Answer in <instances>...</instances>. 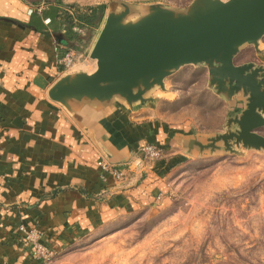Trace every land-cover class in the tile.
<instances>
[{"label": "rangeland", "instance_id": "1", "mask_svg": "<svg viewBox=\"0 0 264 264\" xmlns=\"http://www.w3.org/2000/svg\"><path fill=\"white\" fill-rule=\"evenodd\" d=\"M21 1L27 10L34 9L33 18L30 15L26 22L33 20L37 25L42 22L44 29L40 32L54 38L50 63L42 68L47 76L42 103L54 110L58 108L73 121L61 104L50 99L48 90L65 74L95 69L90 52L104 24L109 4H116L117 10L121 9L120 3L127 4L132 9L127 19L135 20L152 4L183 11L193 2ZM98 5L105 6L101 20L86 25L80 14ZM64 12L68 16L58 17ZM51 14L57 17L46 22ZM4 21L21 26L25 23ZM69 27L74 32L69 45L59 44L58 35L66 34ZM259 48L261 52L257 53L253 45H245L235 56L234 63L253 61L264 66V36ZM66 50L74 53V63L67 68L59 64V58ZM146 97L150 99L132 105L116 98L112 104L116 113L125 114L124 123L136 129L137 134H122L120 123H116L120 130L116 129L115 135H107L104 128L101 135L105 146L104 141L109 136H116L118 140L113 138L124 146L117 152L106 146L113 156L118 157L115 162H109L124 170V177L130 175L134 178L139 174L138 185L145 178L147 168L158 176L149 181L145 198L131 196V204L118 215L86 230L60 249L50 248L52 255L48 260L33 258L40 264H264V149L234 144L236 151H230L219 143V149L189 154L173 135L181 132L185 136H178L180 138L197 137L208 142V137L227 130L229 117L240 113L244 107L242 97L230 105L228 99L217 94L209 85L208 69L204 64L180 67L164 79V89L156 86ZM146 123L152 127L147 128ZM77 126L87 134L102 158L107 159L89 133ZM157 127L163 131L162 139L156 142ZM258 131L264 135V127ZM148 138H151L149 142L146 141ZM152 141L161 146V156L156 160H148L139 152L143 142ZM172 154H181V157L171 161ZM64 188L66 186L56 187L52 194ZM43 197V194L38 196L37 201ZM106 201L107 198H103L99 202Z\"/></svg>", "mask_w": 264, "mask_h": 264}, {"label": "crops", "instance_id": "2", "mask_svg": "<svg viewBox=\"0 0 264 264\" xmlns=\"http://www.w3.org/2000/svg\"><path fill=\"white\" fill-rule=\"evenodd\" d=\"M29 17L21 0H0V264H40L24 243L20 225L36 228L44 244L60 249L127 209L131 196L144 199L149 181L158 178L147 168L138 185L139 174L114 179L97 165L102 156L87 134L58 108L42 103L47 85L42 68L50 63L54 38L30 27ZM116 111L112 107L96 115L106 134L115 135L116 129L137 134L124 123L125 114ZM157 128L156 142L163 131ZM173 135L177 143L178 136H185ZM113 137L104 141L106 146L113 152L124 149ZM180 155L172 154L170 160ZM42 194L45 197L37 201ZM103 198L107 201L100 203Z\"/></svg>", "mask_w": 264, "mask_h": 264}, {"label": "water", "instance_id": "3", "mask_svg": "<svg viewBox=\"0 0 264 264\" xmlns=\"http://www.w3.org/2000/svg\"><path fill=\"white\" fill-rule=\"evenodd\" d=\"M120 4L118 10L109 4L91 49L95 69L65 74L48 90L50 99L89 133L107 160L115 162L118 157L103 144L96 115L111 108L116 98L128 105L149 100L146 94L151 89H164V79L189 64H204L215 92L230 105L242 97L244 107L228 118L225 132L208 137V142L180 138L184 150L189 154L216 150L219 143L230 151H236L234 144L264 149V136L258 133L264 127V66L234 63L245 45L261 52L264 0H193L183 11L152 4L135 20L127 19L130 6Z\"/></svg>", "mask_w": 264, "mask_h": 264}, {"label": "built area", "instance_id": "4", "mask_svg": "<svg viewBox=\"0 0 264 264\" xmlns=\"http://www.w3.org/2000/svg\"><path fill=\"white\" fill-rule=\"evenodd\" d=\"M34 11L33 8L27 10V14L30 15ZM46 22L50 19L46 18ZM74 63V53L71 50H66L59 58V64L65 68L70 67ZM139 152L142 157L148 160H156L161 156V149L155 143H145L139 148ZM97 165L106 173L110 174L116 180H122L124 177V170L117 168L104 158L97 161ZM19 232L22 235L24 243L27 245L31 255L37 259L48 260L52 251L50 247L41 241V232L36 228H29L24 225L18 227Z\"/></svg>", "mask_w": 264, "mask_h": 264}, {"label": "trees", "instance_id": "5", "mask_svg": "<svg viewBox=\"0 0 264 264\" xmlns=\"http://www.w3.org/2000/svg\"><path fill=\"white\" fill-rule=\"evenodd\" d=\"M104 9H105L104 5H98V6L90 7L88 12L80 14V19L84 23H86V25L96 24L101 20V15L103 14ZM30 15H31V18H33L34 12H32ZM63 16H68V14L66 12H64L62 14L60 13V16H58V17H63ZM56 17L57 16H54L51 14V17L49 19L52 20ZM63 18H65V17H63ZM28 24L30 25V27H32L35 30L38 29L41 31V29H44V26H43L44 24L42 22H40V25H37L36 23L33 22V20H30L28 22ZM66 34L69 37H67ZM66 34L58 35L57 40L59 43L64 44V45H69V38H71L74 35V32L72 31L71 27H69L66 30Z\"/></svg>", "mask_w": 264, "mask_h": 264}, {"label": "flooded vegetation", "instance_id": "6", "mask_svg": "<svg viewBox=\"0 0 264 264\" xmlns=\"http://www.w3.org/2000/svg\"><path fill=\"white\" fill-rule=\"evenodd\" d=\"M262 76L264 77V73H262Z\"/></svg>", "mask_w": 264, "mask_h": 264}]
</instances>
